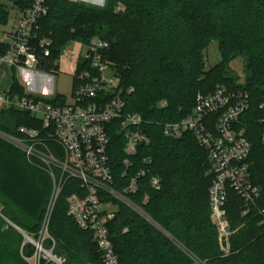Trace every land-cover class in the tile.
<instances>
[{
	"label": "trees",
	"instance_id": "1",
	"mask_svg": "<svg viewBox=\"0 0 264 264\" xmlns=\"http://www.w3.org/2000/svg\"><path fill=\"white\" fill-rule=\"evenodd\" d=\"M31 2L0 0V24L8 23L12 9L23 12ZM119 4L126 9L117 13ZM39 27V35L53 41V57L73 41L88 42L95 36L108 41V57L120 69L122 85L134 88L125 97L126 109L142 116L149 143L140 146L136 156L142 167L146 159V177L140 179L139 191L131 199L159 228L120 206L109 226L120 264H195L189 255L201 264H264V109L260 108L264 104V0H107L103 9L50 0L48 15ZM213 42L219 44L221 59L208 70L205 51ZM8 49L0 42V56ZM236 57L246 62L244 84H237L228 68ZM218 86L251 94V108L241 123L252 144L251 178L261 188L260 200L247 215H243L244 201L229 189L227 216L232 230L242 228L231 237L228 257L210 218V165L205 150L191 133L178 140L163 134L164 124L191 114L198 93H212ZM24 95V87L15 81L9 96ZM21 126L36 124L14 107L2 109L0 131L17 136ZM152 176L161 180L159 191L150 186ZM76 186L77 182L67 184L52 213L49 233L56 242L55 253L65 257L67 264H101L93 234L67 216V199ZM52 187L40 166L30 164L23 152L0 139V206L9 220L34 238ZM24 242L23 235L7 228L0 217V264H30L34 248Z\"/></svg>",
	"mask_w": 264,
	"mask_h": 264
},
{
	"label": "built area",
	"instance_id": "2",
	"mask_svg": "<svg viewBox=\"0 0 264 264\" xmlns=\"http://www.w3.org/2000/svg\"><path fill=\"white\" fill-rule=\"evenodd\" d=\"M49 2L32 0L21 12L7 34L11 43L7 53L0 56V69L9 67L48 80L66 73L73 78L72 101L67 102L62 95L47 99L25 93L11 98L10 91L0 93L3 108L14 107L36 124L19 127L17 136L0 131V139L23 152L30 164L40 166L50 176L52 194L37 238L9 220L1 206L0 217L7 228L13 227L23 235L24 244L33 246L30 264H67L65 257L55 253L56 242L49 227L65 187L77 182L67 199V216L80 229L93 234L101 264H120L109 230L120 206L153 222L131 199L139 191L140 179L146 177V159L143 167L136 160L140 146L149 143L143 131L145 121L126 109L125 97L134 88L122 85L120 69L108 57V41L98 36L88 42L73 41L53 57L52 39L39 35V24L48 15ZM47 85L42 82L38 87L46 90ZM251 105L249 92L218 86L212 93H198L195 107L184 119L163 125L165 137L178 140L191 133L206 152L210 165V218L226 254L233 236L226 210L229 189L244 201L243 215L249 214L261 198V188L251 178L252 144L241 123ZM260 108L264 109V104ZM150 186L159 191L161 180L152 176ZM108 207L114 210L108 211Z\"/></svg>",
	"mask_w": 264,
	"mask_h": 264
},
{
	"label": "rangeland",
	"instance_id": "3",
	"mask_svg": "<svg viewBox=\"0 0 264 264\" xmlns=\"http://www.w3.org/2000/svg\"><path fill=\"white\" fill-rule=\"evenodd\" d=\"M69 1L82 3L84 5H89V6L100 8V9L105 8L107 5V0H69ZM118 7H120V10H118L117 8L116 10L117 13L123 12L126 9L125 6H123V4H119ZM15 23H16L15 16H14L13 11H11L8 23L6 25L0 24V41H3L7 44L11 43V39L7 37V34L12 31ZM218 49H219V44L217 42H213L209 45V47L205 51L206 69L209 70L210 68H212L213 66L217 65L220 62L221 55ZM228 68H229V71L231 72V77H233L234 80L237 81L236 82L237 84L245 83L246 62L243 57L234 58L229 63ZM24 74H25L24 71H20V70L15 71V81L24 87L25 93L34 94V95L44 97L47 99L54 98L57 95H62L66 97L67 102L72 101L73 92H74V84H73V78L70 75L66 73H59L55 76H51L49 80L47 81L48 85L46 87V90L40 91V90H36L33 88L30 82L25 79ZM107 210L112 211L114 210V208L108 207ZM150 223L154 225L155 227L157 226L154 222H150ZM241 228L242 227L235 228V230H233V236ZM164 234L166 233L164 232ZM223 254L225 257H228L229 255H231V240H230L229 253L227 254L223 253ZM189 256L191 257V259L194 261L195 264H201V262L197 258L193 257L192 255H189Z\"/></svg>",
	"mask_w": 264,
	"mask_h": 264
},
{
	"label": "crops",
	"instance_id": "4",
	"mask_svg": "<svg viewBox=\"0 0 264 264\" xmlns=\"http://www.w3.org/2000/svg\"><path fill=\"white\" fill-rule=\"evenodd\" d=\"M11 11H13L14 16H15V21L17 23V20L19 19L21 12H18L15 9H12ZM0 42H3V41H0ZM24 73H25L24 74L25 79L30 82V84L33 86L34 89L45 91L44 88L38 87V84L42 82L47 83L48 81L47 78L40 77V76L34 75L32 73H28V72H24ZM14 82H15V70L10 69L9 67H3L2 69H0V93L11 91ZM2 109H3V106L0 104V112L2 111Z\"/></svg>",
	"mask_w": 264,
	"mask_h": 264
}]
</instances>
